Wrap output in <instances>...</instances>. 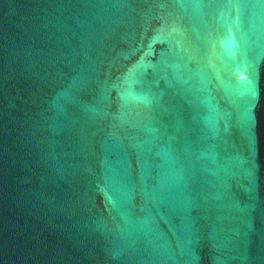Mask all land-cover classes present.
<instances>
[{
    "label": "water",
    "instance_id": "95a60500",
    "mask_svg": "<svg viewBox=\"0 0 264 264\" xmlns=\"http://www.w3.org/2000/svg\"><path fill=\"white\" fill-rule=\"evenodd\" d=\"M0 264H264V0H0Z\"/></svg>",
    "mask_w": 264,
    "mask_h": 264
}]
</instances>
